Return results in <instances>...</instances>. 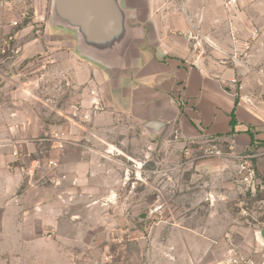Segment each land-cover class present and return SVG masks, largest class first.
<instances>
[{
  "label": "crops",
  "instance_id": "crops-1",
  "mask_svg": "<svg viewBox=\"0 0 264 264\" xmlns=\"http://www.w3.org/2000/svg\"><path fill=\"white\" fill-rule=\"evenodd\" d=\"M117 3L119 31L102 44L56 22L71 38L56 37L62 46L45 60L70 95L68 112L56 116L64 121L0 111V264H73L64 247L78 246L80 225L93 230L100 210L108 229L111 211L125 223L134 209L121 200L141 195L144 174L194 163L180 164L185 146L200 154L213 141L264 155V0H237L232 18L223 0ZM191 29L201 40L186 35ZM213 158L239 190L236 160ZM171 229L181 237L167 238L159 264H224L230 239L206 235L204 225Z\"/></svg>",
  "mask_w": 264,
  "mask_h": 264
},
{
  "label": "rangeland",
  "instance_id": "rangeland-1",
  "mask_svg": "<svg viewBox=\"0 0 264 264\" xmlns=\"http://www.w3.org/2000/svg\"><path fill=\"white\" fill-rule=\"evenodd\" d=\"M52 2L0 0V111L36 112L53 125L65 120L56 116L68 112L71 101L68 91L60 92L56 86L57 72L45 57L71 37L56 24ZM196 52L205 54L202 49ZM219 160L202 157L188 167L144 174L135 185L141 195L121 200L129 211L134 209L128 220L124 223L118 210L111 211L108 229L103 220L107 211H96L94 229L81 224L78 246L64 247L65 255L73 264H159L171 250L167 238L181 237L172 225L201 229L204 225L206 235L230 239L224 264L249 260L264 264V242L256 234L264 228V192L233 188L230 170L219 172ZM252 162L264 175L262 151ZM156 206L158 211H154Z\"/></svg>",
  "mask_w": 264,
  "mask_h": 264
},
{
  "label": "water",
  "instance_id": "water-1",
  "mask_svg": "<svg viewBox=\"0 0 264 264\" xmlns=\"http://www.w3.org/2000/svg\"><path fill=\"white\" fill-rule=\"evenodd\" d=\"M54 20L75 28L84 42L102 44L120 28L117 0H53ZM157 128L158 125L150 123ZM264 242V228L258 230Z\"/></svg>",
  "mask_w": 264,
  "mask_h": 264
},
{
  "label": "built area",
  "instance_id": "built-area-1",
  "mask_svg": "<svg viewBox=\"0 0 264 264\" xmlns=\"http://www.w3.org/2000/svg\"><path fill=\"white\" fill-rule=\"evenodd\" d=\"M237 0H223V6L226 9L229 18H232L234 13L237 9ZM257 33V29H253V35ZM186 35L194 40H201L199 34L196 33L195 30L191 29L186 32ZM232 39L235 40V35L232 34ZM233 57H235L233 55ZM233 82H237L236 79L232 80ZM243 87L242 82H239L237 85L238 89H241ZM243 98L245 101L250 103L251 105H254L253 96L251 95H244ZM261 101L264 103V96H262ZM97 102L93 103L94 107H97ZM179 134L178 131L175 130L173 133V139H178ZM254 153L252 152H243V153H235L232 148H228L227 150L222 149L219 147L215 142H209L208 145H206L203 149V151L200 154H195L192 152L191 148L185 146L182 149V161L180 164H185L188 162H192L196 159L202 158V157H232L234 160H236V172H235V180L237 184L241 188H245L253 193L256 192H264V175H261L257 172L252 159L254 157ZM159 207H155L154 211H158ZM230 264V263H229ZM246 264H253L251 260L246 262Z\"/></svg>",
  "mask_w": 264,
  "mask_h": 264
}]
</instances>
